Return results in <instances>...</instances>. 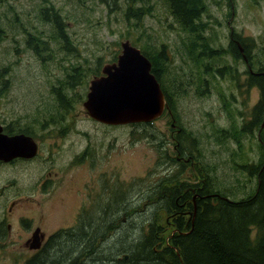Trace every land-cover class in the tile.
Returning <instances> with one entry per match:
<instances>
[{
  "label": "rangeland",
  "instance_id": "374dc122",
  "mask_svg": "<svg viewBox=\"0 0 264 264\" xmlns=\"http://www.w3.org/2000/svg\"><path fill=\"white\" fill-rule=\"evenodd\" d=\"M203 2L202 38L192 45L166 0L0 1V124L28 131L39 149L31 162L0 163V264H25L40 254L50 264H68L63 256L85 227L89 239L96 238L87 251L100 259L87 264L118 258L119 248L130 246L152 222L171 223L161 210L162 197L159 205L165 185L207 180L212 193L229 186L240 188L235 192L240 198L255 192V182L246 184L247 173L230 169V155L256 158V139L242 136L241 146L234 135L222 138L216 129L228 128L231 120L247 122L264 99L257 83L264 72V0ZM130 7L136 16L127 18ZM46 9L49 16H60L63 39L53 38L55 28L43 17ZM231 32L243 43L247 64L231 56ZM28 34L41 38L43 46L33 50L32 41L27 49ZM126 40L148 53L165 50L162 80L174 100L177 127L167 114L152 123L115 127L86 115L82 104L90 81L115 60ZM175 145L189 157L186 162L194 152L197 166L177 163ZM183 208L188 218L189 205ZM78 221L79 229L70 234L77 236L58 243L62 236L55 233ZM36 227L52 237L43 250L32 252L23 245ZM164 229L166 236L173 233L170 224Z\"/></svg>",
  "mask_w": 264,
  "mask_h": 264
},
{
  "label": "trees",
  "instance_id": "16d2710c",
  "mask_svg": "<svg viewBox=\"0 0 264 264\" xmlns=\"http://www.w3.org/2000/svg\"><path fill=\"white\" fill-rule=\"evenodd\" d=\"M127 1L134 3L142 0ZM166 3L175 21L190 37L188 38L189 42L194 44L195 40L196 42L200 41L199 38H202V34L198 32V28L200 30L204 28V25L201 26L200 22L206 10L203 0H166ZM131 11L132 8H128L125 14L127 18L136 16V14L130 13ZM43 17L46 21L51 22L55 28L56 35L53 38L63 39V33H61L59 27L61 22L60 16L56 13L49 16L48 10L46 9L43 10ZM195 24H197L196 29ZM231 34L233 33L231 32ZM27 36L29 38H24L27 49L30 50L34 46L32 45V41L37 45L34 46L35 48H32L33 50H37L39 45L43 46L42 44L44 43L41 41V38L33 34H28ZM235 39L239 38L235 37ZM233 45L231 56L238 58L240 56L239 51L234 43ZM139 49L151 62L152 74L158 80L161 88H163L164 83L162 77L164 71H162L163 61L161 63L160 57L165 53V50H159L158 53H148L146 47H139ZM199 49L203 51L208 50L207 47H199ZM44 50L45 47L43 48ZM189 54L194 57L191 51ZM165 57H163V60ZM202 60L203 58L201 59V63ZM262 70L264 71V69ZM219 73L221 71L218 70L217 74ZM257 83L262 86L259 87L262 94H264V78L260 76L259 82ZM57 91L60 94V91ZM59 97L61 98L62 95H59ZM60 98L57 101L58 105L60 104ZM222 101L223 105H226V100L222 99ZM61 102L63 104V101ZM230 117H233L232 114ZM251 117L252 119L247 121L246 124L241 123L237 125L234 120H231V126L216 129V132L222 138H224V134H227V132L234 135L233 139L235 138V141H239L241 146L243 142L242 131H247L243 136H252L253 139H256V148L258 150L256 158L253 159L248 154L240 155L236 152L230 155V169L233 172L241 174L247 173L246 184H248V181L255 182V188L251 189V191H255L254 193H248L245 197L240 198L241 194H237V196L235 194L240 188L233 189V186H229V188L223 190H228L229 194H219L223 192L221 191L213 193V196L208 197L213 191H209L210 185L207 183V180H204L195 187L197 188L196 195L198 196L195 201L196 212L194 218L188 220L183 214L185 210L183 207L187 204L189 208L186 211L192 212L194 209V205L191 203L193 194L190 193L188 195V193H184L188 185L180 183L171 184L170 187L169 185H165L159 193L161 195H159V205H162V197L165 208L162 206L161 210L166 211L168 214L178 212L170 220L171 223H169L173 227V233L166 236V229L164 227L166 225L168 226V223L161 225L157 222H152L147 227V230L142 232L141 237L133 241L130 246L119 248L118 258L109 260L106 258L98 264H264V128H262V122L264 120V99L254 107ZM5 130L8 134H28V131L16 132L17 129H12V127H6ZM259 131L261 132L258 138L257 132ZM194 157L195 153L192 152L191 160H194ZM251 177L255 178L254 181H251ZM243 185L246 186L245 184ZM230 195H235L236 197L231 198L229 197ZM179 196L181 199L177 201ZM188 201H190L189 204L187 203ZM182 205L183 207H181ZM0 233H2V225H0ZM60 236L62 235H57L56 237L59 238ZM65 236L66 240H63L64 236H62L60 238L62 240L58 243L64 245V243L70 242L69 239L71 237L73 238L77 235ZM77 238L72 244V247L67 249V255L63 256V261H68V264H87V261L93 258V252L87 251V248L91 249V246L96 244V238L90 240V236L87 234H81ZM81 249L82 251L78 253L79 255L77 257H74L72 260L68 258L73 257ZM81 252L83 253L80 255ZM44 255L33 256L25 264H50L51 262H48L50 259H47L46 256L44 257ZM98 260L100 259L95 257L90 261L96 262Z\"/></svg>",
  "mask_w": 264,
  "mask_h": 264
},
{
  "label": "water",
  "instance_id": "95a60500",
  "mask_svg": "<svg viewBox=\"0 0 264 264\" xmlns=\"http://www.w3.org/2000/svg\"><path fill=\"white\" fill-rule=\"evenodd\" d=\"M240 51L242 53V49ZM82 106L89 118L103 125L147 124L163 114L165 99L157 79L151 73L150 61L126 40L121 43L117 62L104 66L102 75L90 81ZM36 154L37 144L32 137L25 134L7 135L0 125L1 163L14 159L29 160ZM192 201L194 209L188 220H192L196 212L195 197ZM43 238L44 233L36 229L23 247L35 251L40 248Z\"/></svg>",
  "mask_w": 264,
  "mask_h": 264
},
{
  "label": "flooded vegetation",
  "instance_id": "af4514ba",
  "mask_svg": "<svg viewBox=\"0 0 264 264\" xmlns=\"http://www.w3.org/2000/svg\"><path fill=\"white\" fill-rule=\"evenodd\" d=\"M230 39V42H229V47H231V48H233L234 47V45H233V43L235 44V46H236V48H237V50L239 51V54H240V57L244 60V63L245 64H247V59H246V57H245V54L244 55H242V53H240V47L242 48V49H244V46H243V43L241 42V40H239V39H235V38H232V36H231V38H229ZM244 51H245V49H244ZM116 57H118V55L116 56ZM116 62V58H115V60L114 61H112L111 63H115ZM247 68H248V71H249V77H250V79H253L252 77H251V75H253L252 74V72H251V66L249 65H247ZM101 72H102V69H101ZM101 72H100V75H101ZM246 74V73H245ZM261 77H263V75H261ZM165 84V83H164ZM166 85V84H165ZM165 85H164V87L162 88V92H163V94H164V99H165V110H164V113H163V116L164 115H168L171 119H172V123H171V127H175L174 126V124H173V105H172V103H174V100H173V98H172V96L170 95V93H169V91L167 90V88L165 87ZM223 107H226V105H222ZM173 107V108H172ZM252 119V117L248 120V121H250ZM241 123H245L246 124V122H241ZM240 123V124H241ZM175 131V130H174ZM252 131V130H251ZM64 132V131H63ZM182 131L181 130H177V134H180ZM261 131H259V132H257V137L259 138V133H260ZM247 133V131H242V134H246ZM227 134H229L228 132H227ZM224 135H226V134H224ZM236 142H239V141H236ZM37 144V143H36ZM237 144V143H236ZM175 151H176V161H177V163H179V164H182L183 166H186L188 163L191 165V166H193V167H195V165L197 166V163L196 162H194L195 164H193L192 162H191V157H190V160H189V162H186V159H188L189 157H186V158H184V156H185V154H182L181 155V152L177 149V145H175ZM38 155H39V149H38V144H37V154H36V156L33 158V159H31V160H26V159H17V160H14V161H12L11 163H9V164H12V163H15V162H18V161H21V162H31V161H33L34 159H36L37 157H38ZM86 155H87V153L85 152L84 154H81V157H80V160H82L83 162H85V160H86ZM252 178V180L251 181H254V177H251ZM197 185H192L191 187H189V186H187L186 188V190L184 191V193H188V195L191 193V194H194L195 193V191H197V188H195ZM210 191V190H209ZM181 192V191H180ZM181 195V194H180ZM210 195H213V193H210ZM209 195V196H210ZM182 196V195H181ZM180 199H181V197L179 196V199L177 198V201H180ZM176 201V202H177ZM15 204V203H14ZM181 207H183V205L181 206ZM84 212H85V209L83 208V211H82V214H81V216L84 214ZM176 213H178V212H175L174 214H171L170 213V218H174V216H175V214ZM3 223H0V225H2ZM79 225H80V222L78 221V224L76 225V227H74V228H72V229H69V228H66V229H60V230H58V232L57 233H55V235L57 236V235H62V236H65V235H70V234H73V232L74 231H76V230H78L79 229ZM3 226V225H2ZM36 229H39L40 230V228L39 227H36L34 230H33V232L31 233V236H30V238L32 237V234L36 231ZM7 230L9 231V225H7ZM41 232H43L42 230H40ZM90 232V230L87 228V227H85L84 228V231L83 232H81L80 234H87V233H89ZM44 233V232H43ZM54 235V236H55ZM53 236V237H54ZM55 236V237H56ZM52 237V236H51ZM50 236H48L47 238H46V234L44 233V238H43V240H42V242H41V244H40V248L39 249H37V251H40V250H43L44 249V247L45 246H47L48 244H49V239L51 238ZM29 238V239H30ZM28 240V239H27Z\"/></svg>",
  "mask_w": 264,
  "mask_h": 264
},
{
  "label": "bare ground",
  "instance_id": "6f19581e",
  "mask_svg": "<svg viewBox=\"0 0 264 264\" xmlns=\"http://www.w3.org/2000/svg\"><path fill=\"white\" fill-rule=\"evenodd\" d=\"M231 36H232V38H235L233 34H231ZM173 124H174L175 127H177V126H176V122H175V120H173ZM262 128H264V125L262 126ZM181 131H182V130H181ZM241 134H242V133H241ZM242 136H243V134H242ZM234 139H235V138H234ZM191 162H192L193 164H195V163H194V160H191ZM260 166H261V165H260ZM193 197H195V201H196V199H197V197H198V196L196 195V191H195V193L193 194ZM90 221H91V220H90Z\"/></svg>",
  "mask_w": 264,
  "mask_h": 264
}]
</instances>
